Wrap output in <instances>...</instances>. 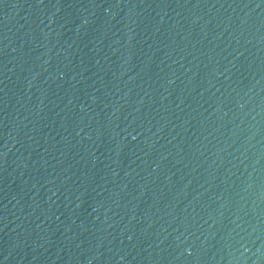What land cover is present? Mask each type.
<instances>
[{
  "label": "water",
  "instance_id": "water-1",
  "mask_svg": "<svg viewBox=\"0 0 264 264\" xmlns=\"http://www.w3.org/2000/svg\"><path fill=\"white\" fill-rule=\"evenodd\" d=\"M0 264H264V0H0Z\"/></svg>",
  "mask_w": 264,
  "mask_h": 264
}]
</instances>
